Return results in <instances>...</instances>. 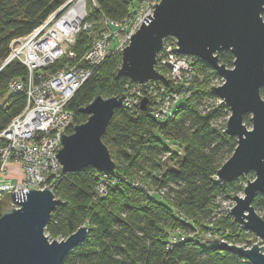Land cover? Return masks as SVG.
Masks as SVG:
<instances>
[{
    "label": "trees",
    "instance_id": "16d2710c",
    "mask_svg": "<svg viewBox=\"0 0 264 264\" xmlns=\"http://www.w3.org/2000/svg\"><path fill=\"white\" fill-rule=\"evenodd\" d=\"M65 0H0V130L22 110V93H9L7 84L12 78L26 80V68L17 60L3 64L12 39L27 35ZM140 0H95L96 8L89 12L92 20L89 32L79 31L71 50L80 57L90 47L100 31L113 29L104 25L120 23L133 13ZM90 3V2H89ZM90 5V4H89ZM264 18V12L261 14ZM115 43V41H114ZM219 63L232 66L233 57L227 50L217 52ZM155 67L166 75V69ZM64 59L46 68L60 67ZM118 51L108 53L93 68L92 74L75 91L66 104L73 112L72 124L86 120L79 108L96 96H121L125 77L114 78L119 66ZM195 76L189 86V96L174 106L172 115L159 120L151 116L154 101L148 97L144 109L135 112L124 106L115 109L101 137L114 162L107 174L109 184L104 196H99L95 185L103 173L91 166L77 172L61 173L51 191L62 201L51 212L44 233L49 239H64L81 225L88 228L86 239L71 250L61 264H251L235 254L209 246L206 233H219L232 243L247 241L246 232L229 214H218L217 197L242 193V176L231 182H219L217 169L232 154L236 139L225 133L219 120L228 117L223 104L206 105L204 100H216L209 79L216 74L202 61L194 64ZM161 84L166 90L174 87L165 78ZM264 98V90H260ZM248 116L244 123L248 124ZM172 164V165H171ZM171 165V166H167ZM49 180V179H48ZM149 189L164 187L163 198L152 196L140 186ZM252 206L264 208V197L257 194ZM184 234L197 231L181 242L169 245L171 232ZM203 233V234H202ZM245 235V234H244Z\"/></svg>",
    "mask_w": 264,
    "mask_h": 264
},
{
    "label": "water",
    "instance_id": "95a60500",
    "mask_svg": "<svg viewBox=\"0 0 264 264\" xmlns=\"http://www.w3.org/2000/svg\"><path fill=\"white\" fill-rule=\"evenodd\" d=\"M152 14L145 16L119 51L120 63L114 78L125 77L134 83L163 82L156 67V55L166 37L176 39L175 52L202 61L222 83L213 89L228 108L224 131L236 139L232 154L217 169L216 179L231 182L249 172L242 196L233 195L228 210L233 221L264 241V219L255 211L252 200L264 197V0H159ZM227 50L232 66L219 63L217 52ZM122 96H96L79 108L87 115L63 134L57 159L63 173L91 166L111 172L114 162L101 137ZM146 99H142L144 109ZM248 116L251 129L244 124ZM62 201L48 187L28 188L26 192H6L0 198V264H61L71 250L87 236L81 225L62 240L44 234L51 212ZM210 247L235 254L251 264H264L258 243L243 248L224 241L209 240Z\"/></svg>",
    "mask_w": 264,
    "mask_h": 264
},
{
    "label": "built area",
    "instance_id": "2783aa9c",
    "mask_svg": "<svg viewBox=\"0 0 264 264\" xmlns=\"http://www.w3.org/2000/svg\"><path fill=\"white\" fill-rule=\"evenodd\" d=\"M158 1L140 0L133 13L120 23L103 18L104 25L114 28L107 27L98 32L80 57H76L71 46L79 31L91 30L93 22L88 15L92 8H96L95 0H65L30 33L10 41L8 55L2 65L17 60L26 68L27 77L26 80L12 78L7 84L8 92L22 93L25 103L20 113L0 130V198L4 193L16 192L17 189L22 192L28 188L51 189L60 178L62 170L57 152L61 147V137L73 120V112L66 108L67 102L108 53L119 51L128 43L129 36L148 13L152 14L153 5ZM175 41L173 37L164 38L156 55L158 65L166 69L164 79L167 78L174 88L166 90L159 81H131V85L124 86L122 106L135 112L138 107L141 108L142 99H146L147 103L149 97L154 104L148 113L163 120L172 115L175 105L189 96L188 88L195 76L197 59L175 52ZM61 59L64 62L59 68L52 71L46 69ZM220 103L222 101L218 97L214 101L204 100V108L199 110L203 114L206 105ZM108 184L107 174L103 172L95 185L99 196L106 194ZM132 185L140 186L147 194L159 198L166 194L164 187L149 189L139 181H133ZM216 204V216L228 214L232 207L224 197H217ZM198 235L196 230L189 235L175 230L170 234L169 245ZM202 237L246 248L243 242H228L217 232L206 233Z\"/></svg>",
    "mask_w": 264,
    "mask_h": 264
},
{
    "label": "rangeland",
    "instance_id": "374dc122",
    "mask_svg": "<svg viewBox=\"0 0 264 264\" xmlns=\"http://www.w3.org/2000/svg\"><path fill=\"white\" fill-rule=\"evenodd\" d=\"M88 9H90L89 8V2H88ZM263 21H264V18H263ZM217 76V75H216ZM222 82H221V80H220V78L217 76L216 78H211V79H209V87L210 88H214V87H216V86H218V85H220ZM226 120H227V117H224L222 120H219V123L221 124V125H225V122H226ZM244 121V120H243ZM245 124V123H244ZM249 129H251V126H250V123H249V121H248V124H245ZM172 165V164H171ZM171 165H167V166H171ZM242 178L244 179V180H242L241 181V186H242V189H243V187L245 186V184H246V179L247 180H252L253 178H254V174L252 173V172H249V173H247V174H245V175H243L242 176ZM50 189V188H49ZM51 190V189H50ZM242 194L243 193H237V194H235V195H237V196H242ZM232 196L233 195H231V196H229V197H226V199H227V202H228V204H231L232 206L234 205V202L232 201ZM232 208V207H231ZM255 211L264 219V208L262 207V208H256L255 209ZM45 234V233H44ZM203 234V233H202ZM245 234V235H244ZM244 234H242L243 236L242 237H244V239L247 241V243H245V242H243V244H244V246H246V248H249L252 244H254V243H258L259 244V246H263L262 247V253H264V241H260L259 239H257L256 238V236L254 235V234H252V233H250V234H248L247 235V233H244ZM46 235V234H45ZM205 235V234H204ZM48 237V236H47ZM49 240H51V239H49ZM56 240H58V239H56ZM244 248V247H243Z\"/></svg>",
    "mask_w": 264,
    "mask_h": 264
}]
</instances>
